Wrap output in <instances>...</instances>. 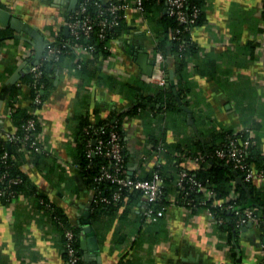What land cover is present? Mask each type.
<instances>
[{
	"label": "crops",
	"instance_id": "crops-1",
	"mask_svg": "<svg viewBox=\"0 0 264 264\" xmlns=\"http://www.w3.org/2000/svg\"><path fill=\"white\" fill-rule=\"evenodd\" d=\"M79 3L0 0V8L21 17L46 42L55 44L70 33L68 17ZM204 11L203 23L190 31L198 53L192 57L182 81V104L186 102L190 112L166 110L164 104L158 105L157 110L128 112L144 82L152 87L162 86L145 80L147 74L139 62L143 54H148V64L154 61L156 17L152 20L142 12L130 10L124 30L110 43V55L99 62L95 76L81 77L71 54L48 64L53 86L39 110L30 108L28 85L20 87L11 104L12 87L29 71L35 49L31 43L13 37L10 27L0 26L12 30L11 36L0 37V133L16 132L12 117L15 108L33 113L36 110L39 129L35 136L43 146L38 152L44 153L19 149L16 158L36 190L64 214L69 227L78 230L82 264L235 262L233 245L228 243L220 225L206 209L194 211L180 203L175 183L166 194L164 215L153 222L147 223L143 217L144 196L126 213L122 206L93 215L94 188L88 186L77 163L76 136L82 116L93 124L104 120L118 123L130 176L152 174L160 161L175 171L173 164L179 158L184 168L197 170L200 163L191 160L195 154L181 152L180 147L195 150L197 138L211 142L213 134L223 130L245 131L264 152V0H206ZM48 48L49 45L42 59ZM170 50L168 47L164 65L169 70L168 84L173 86L175 57ZM76 56L85 61L93 57L86 49L77 50ZM150 92L153 93L151 89ZM189 115L193 123L189 122ZM60 222L36 196L0 198V264H65L68 226ZM90 226L96 243L90 241L93 234L86 232ZM261 228H238L235 250L239 264L264 260Z\"/></svg>",
	"mask_w": 264,
	"mask_h": 264
},
{
	"label": "trees",
	"instance_id": "trees-1",
	"mask_svg": "<svg viewBox=\"0 0 264 264\" xmlns=\"http://www.w3.org/2000/svg\"><path fill=\"white\" fill-rule=\"evenodd\" d=\"M86 1L87 12L93 17H105L108 20H113V16L107 10V7L112 2H118L117 0H80V2ZM190 8L194 7L200 11L197 25L203 23L205 18V5L206 0H187ZM144 10L142 13L145 14L147 18L156 17L157 24V48L162 51L166 57V52L168 47L175 57L174 70H175V87L177 94L182 99L185 98V91L182 86V81L186 77L188 67L192 57L196 56L198 53L197 46L190 39V31L186 30L185 26L181 24L177 18L173 15H170L168 12L165 13L167 7V0H144ZM119 21L117 25L108 26L104 34H101V27L94 23L93 30L89 36L81 34L79 37H74L70 33L59 41L55 42V46L61 49L59 55V60L66 54H71L76 59V66L78 73L81 77L95 76L97 74V67L102 58L108 57L110 55V43L112 40L117 39L122 31L124 30L125 18H117ZM153 20V19H152ZM179 30L178 33L174 31ZM174 32V34H173ZM12 35V30L10 28H0V37H7ZM75 44H82L83 46H93L91 51L93 57L89 60H83L82 58H77L76 52L73 49ZM58 59H42V77L36 81L34 75L26 71L20 78L18 84H14L11 90V104H14V97L19 92V89L23 85L30 86L32 102L30 105L31 109L36 108L34 102V96L36 89L34 83H37V87L43 89V99L46 95V92L53 86V77L52 72L47 70L48 64H53L58 61ZM167 72L169 70L166 68ZM107 77V76H106ZM151 84L143 83L142 87H139L138 95L136 97V102L133 107L129 109L128 112L131 114L136 113L139 109L150 108L152 110H157L158 105L164 104V109L171 111L183 112L184 109L179 104L176 94L173 91V86H150ZM150 89L153 93L150 92ZM147 91V93L145 92ZM186 104V102H184ZM185 112V111H184ZM35 116L32 110L15 108L12 112V117L14 118V124L16 125V132L14 133L17 137V141H7L3 137L0 138V175H4V179L0 183V186L5 189V193L0 196L2 200H9L13 196L19 194H26L28 196H36L41 202L42 205H46L51 208L52 214L55 217V220L61 221L64 226L69 227V223L64 214L55 207L51 202L46 199L44 195L36 190L35 185L27 178V176L21 171L19 167V161L16 158L21 151L32 150L36 151L30 147L31 140H25L24 137L27 132L36 135L39 129V125L34 131L27 130L25 128L27 120ZM100 130V134L103 138L108 139L109 131L116 130L120 134V139L122 142L123 137L119 131L118 123H111L110 120H104L99 123H91L88 120L87 116H82L79 119L78 123V132L76 136V146H77V163L80 166L82 175L84 176L89 187L96 190L95 197L96 201L93 203V215L99 213L100 211L105 210H119L122 206L125 207L123 213H126L128 207L134 205L137 200H139L143 195L140 190H135L133 192H128L126 188L122 189L123 194L128 195V200H120L106 204L102 201H99L101 196L111 197L112 192L117 188L116 185L110 183L107 180H99L98 173L99 167L102 163L106 162V158L100 155H93L89 157L87 155L86 145L91 139L92 134L95 129ZM88 129V131H87ZM233 131L223 130L219 133L213 134V140L211 142L200 140L197 138L195 140V145L197 146L195 150L187 149L183 150L180 147L181 152H188L191 154H196L201 152L204 161L200 163V167L197 170H192L189 168H184L180 163L181 160L174 162L173 169L162 165L160 167L162 175L165 176L164 183V193L160 199V205L155 207L156 210H161L163 207H166V194L169 192V189L173 187V183L176 185L177 174L181 169L189 170L190 175L201 183V186L196 187L195 189L189 188V183L186 182V189L184 191L180 190L177 186L175 187L178 191V200L180 203L187 205V202L192 203L194 206V211L204 208V206L209 205L213 199L210 201L206 199V190L212 189L216 192V196L220 200H225V198L230 194L231 189L234 188L236 192L239 193V196L233 201L236 205L241 207L246 206H255L257 209V215H260L264 218V185L260 186L259 182L254 178L246 180L243 177V173L240 170H235L231 162L227 163L223 159H219L216 156V150L221 147L228 140V136L231 135ZM236 140H243L246 138V134L241 133L234 136ZM153 140V139H152ZM154 141V140H153ZM154 147L157 143H153ZM171 149V148H170ZM173 149H171L172 152ZM190 150V151H189ZM19 151V152H18ZM193 151V152H191ZM38 152V151H37ZM7 154L4 156V154ZM38 153H44L38 152ZM125 155L126 152L124 151ZM172 154V153H171ZM174 157V155H172ZM175 158V157H174ZM247 161L250 163V166L253 170L264 169V152L258 147V143L249 147V154L247 156ZM127 162V157H126ZM125 173H128L127 163ZM128 175V174H127ZM133 175L132 177H134ZM140 176V175H139ZM151 174H147L146 177L149 178ZM238 177H241V182L238 181ZM11 178H19V182H10ZM218 215V218H221L223 222L220 224L222 231L226 234V238L229 244L232 246V257L234 258L233 264H239L237 260L236 252V235L239 231V227L235 223V214L232 210L226 208H214ZM71 228V227H69ZM73 229V228H71ZM264 229V222L262 228ZM76 234L75 246L79 249L81 254L79 239H78V230L73 229ZM264 264V260L261 263Z\"/></svg>",
	"mask_w": 264,
	"mask_h": 264
},
{
	"label": "built area",
	"instance_id": "built-area-1",
	"mask_svg": "<svg viewBox=\"0 0 264 264\" xmlns=\"http://www.w3.org/2000/svg\"><path fill=\"white\" fill-rule=\"evenodd\" d=\"M80 1V0H79ZM118 2H112L107 7V10L114 17L113 20H108L105 17H96L93 18L86 9V1L80 2L78 9L72 13L68 17V27L69 32L74 37H79L81 34L85 36H89L91 31L93 30L94 23L98 24L101 27V34H104L105 29L108 26H113L118 24L117 18H126L127 13L130 10H136L138 12H143L144 10V0H117ZM167 12L170 15H173L177 18V20L183 24L186 30H192L197 26L198 17L200 11L197 8L189 6L187 0H167ZM95 21V22H94ZM178 33L179 30L174 31ZM173 32V34H174ZM75 52L77 50L83 49L92 51L93 46H83L82 44H75L73 46ZM154 51V67L151 75H145V80L149 82H158L160 85H167L169 82L168 72L165 68V56L161 50L157 48V43L153 46ZM61 53V49L54 44H49V48L47 50L46 59H58ZM41 61L38 64L31 65L29 68V72H31L36 81L39 80L43 75ZM34 87L36 89V93L34 96V102L36 104V110H39L40 106L43 103V87H37V83H34ZM36 110H34V115L36 114ZM38 120L35 116L30 117L25 125V128L30 131H34L37 127ZM88 131V129H87ZM244 133L246 134V138L243 140H236L234 136L237 134ZM3 137L7 141H17L18 137L15 134H1L0 138ZM25 140L30 139L31 144L30 147L35 149L36 151H41L43 146L40 142H38L36 136L32 135V133L27 132ZM256 139L247 134L245 131H233L231 135L228 136V140L216 150V156L219 159H223L225 162H231L233 164V168L235 170H240L243 173V177L246 180L254 178L260 184V186L264 185V169L253 170L250 166V163L247 161V156L249 154V147L256 144ZM124 142L120 139V134L116 130H110L108 139L103 138L100 134V130L97 128L94 130L91 139L88 141L86 145L87 155L89 157L93 155L104 156L107 160L102 163L99 167L98 179L99 180H107L110 183L117 186V188L112 192L111 197L101 196L99 201H102L106 204H110L112 202L120 201V200H128V195H124L122 192L123 188H126L128 192H133L135 190H140L142 195L146 199V209L143 212V217L147 223L153 222L158 219L159 216L164 215L165 207L161 210H156L155 207L160 205V199L164 193V183L165 176L162 175L160 167L162 166V162L160 161L157 164L156 168L152 172L149 178L140 177L139 175H135L134 177L127 175L125 173L126 169V155L124 153ZM7 154L5 153L4 156ZM193 159L197 163H201L204 161V157L201 152L195 154ZM4 179V175H0V183ZM19 178H11L10 182H19ZM186 182L189 183L190 189H195L196 187L201 186V183L193 178L189 170L181 169L176 178V186L184 191L187 187ZM5 189L0 186V196L5 193ZM96 190L94 189V193ZM206 199L212 200L209 205L204 206L209 213V216L213 219V221L217 224H221L223 220L218 218L216 210L214 208H226L228 210H232L235 214V223L237 227L249 226L254 228L262 227L264 222V218L260 215H257V209L255 206H246L241 207L236 205L233 202L238 196L239 193L235 191L234 188L231 189L230 194L225 198V200H220L217 198V194L212 189L206 190ZM97 198L95 197V201ZM188 208L191 210L194 209L192 203L187 202ZM62 223V222H60ZM65 227V226H64ZM65 237H66V259L65 264H82V255L79 252V249L75 246L76 234L73 229L69 227H65ZM264 252V247H263Z\"/></svg>",
	"mask_w": 264,
	"mask_h": 264
},
{
	"label": "water",
	"instance_id": "water-1",
	"mask_svg": "<svg viewBox=\"0 0 264 264\" xmlns=\"http://www.w3.org/2000/svg\"><path fill=\"white\" fill-rule=\"evenodd\" d=\"M164 12L167 13V8L165 9ZM0 26L10 27L14 31L13 37L25 40L34 46L35 49L34 60L27 67L28 69L30 68L31 65L38 64L41 61V59L45 56V50L47 45H49V42H46L44 40L43 35L37 29L33 28L31 25L24 22V20L21 17L13 15L10 11H8L5 8H0ZM65 30L67 32L68 28L66 27ZM148 58H149L148 54L140 55L139 62L143 67L144 73L147 75H151L153 72V67L155 62L152 61L150 64H148L147 63ZM174 75L175 72L171 71V84L173 85V91L176 94V98L178 102L182 104L181 97H179V95L177 94V90L175 87ZM182 108L185 109L187 112H190V109L186 107L185 104H182ZM188 120L189 122L193 123V119L191 115L188 116ZM194 128L198 133V130L195 125ZM241 180H242L241 177H238V181L241 182ZM91 229L92 227L90 226L89 228L86 229V232L93 234V237L90 238V241L96 243L97 238L94 235V231H91Z\"/></svg>",
	"mask_w": 264,
	"mask_h": 264
}]
</instances>
